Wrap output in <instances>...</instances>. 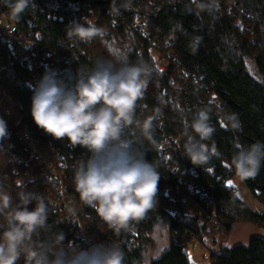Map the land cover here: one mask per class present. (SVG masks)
I'll return each mask as SVG.
<instances>
[{"label":"trees","instance_id":"obj_1","mask_svg":"<svg viewBox=\"0 0 264 264\" xmlns=\"http://www.w3.org/2000/svg\"><path fill=\"white\" fill-rule=\"evenodd\" d=\"M128 2L130 7L125 8V0H32L35 7L30 5L20 20L11 17L18 25L27 18L34 19V25L21 28L23 44L0 42V89L18 109L15 127L0 140V183L12 195L14 206L19 203L18 194L24 191L45 193L62 202L60 192L64 189L65 202L75 208L78 219L65 206L53 207L45 201L49 229L42 230L35 237L37 241L51 239L62 231L65 245L71 242L87 249L101 244L81 233L82 223L87 230H100L104 244H119L125 253L124 264H194L187 244L177 240L176 229L191 232L204 245L207 237L231 231L236 223L264 227V214L253 212L233 194L236 186L231 181L239 177L230 163L236 141L245 147L264 142V0ZM201 4L211 7L201 8ZM5 13L10 14V9L6 0H0V19ZM85 20H96L94 24L103 30V35L87 43L69 37L68 26ZM38 35L43 39L37 48L52 53L51 70H56L66 82L76 76L78 68L90 69L98 58L113 60L123 55L128 63H146L152 69L137 115L141 119L156 117L152 138L143 140V150L161 175L158 205L133 231H122L117 236L93 209L80 201L73 185V170L81 158L90 155L88 150L73 148L66 139H54L33 121V89L28 85L31 61L25 57V42ZM156 56L168 65L167 71H160ZM3 108L6 116L5 101ZM198 110H208L215 127L212 138L202 142L209 156L204 166L193 165L184 155L191 120ZM230 115L238 118L239 129L231 127ZM30 140L38 141L50 163L63 174L62 180L38 175L40 161L28 148ZM160 147L168 151L161 152ZM31 174L37 177L28 180ZM189 176L215 198L214 215L202 202L199 213H187L182 208L174 214L167 211L181 182ZM241 182L264 205V164L255 178ZM28 207L34 208L35 203ZM211 217L222 224L220 231L206 230ZM161 221H166L168 245L146 262V247ZM210 261L264 264V237H253L247 245L222 246L210 252ZM18 264H24L23 258Z\"/></svg>","mask_w":264,"mask_h":264},{"label":"clouds","instance_id":"obj_2","mask_svg":"<svg viewBox=\"0 0 264 264\" xmlns=\"http://www.w3.org/2000/svg\"><path fill=\"white\" fill-rule=\"evenodd\" d=\"M6 4L16 20L30 5L35 7L32 0H6ZM123 7H130L128 0ZM210 7L201 4V8ZM67 34L87 43L103 35V30L85 20L70 24ZM151 75L146 63H128L126 56L120 55L113 60L98 58L90 69L78 68L67 82L49 69L33 86L31 116L35 125L54 139H66L73 148L88 150L90 155L74 167V189L80 201L117 236L135 230L158 205L161 175L143 150V140L152 138L156 117L141 119L137 115ZM228 121L233 129L240 128L234 115ZM190 128L184 155L193 165L204 166L209 156L202 142L215 133L209 111L198 110ZM7 134L6 122L0 119V140ZM234 148L230 163L235 175L242 181L255 178L264 164V142L245 147L236 141ZM18 197L14 206L12 195L0 183V217L4 221L0 223V264H18L21 258L24 264H124L125 253L115 242L82 249L71 242L65 245L62 231L37 241L35 237L49 229V208L37 193L24 191ZM33 202L35 207L29 209ZM69 212L75 216L73 209Z\"/></svg>","mask_w":264,"mask_h":264},{"label":"built area","instance_id":"obj_3","mask_svg":"<svg viewBox=\"0 0 264 264\" xmlns=\"http://www.w3.org/2000/svg\"><path fill=\"white\" fill-rule=\"evenodd\" d=\"M93 23H96V21H93ZM33 25H34V19L27 18L25 21L21 23V25H18L13 21L9 13H5L0 19V42H6L10 45L23 44L24 39L21 35L22 33L21 28L26 29L33 27ZM42 39L43 36L38 35L37 39L29 38L25 42V47H26L25 57L31 61V73L28 77V85L32 89L33 86L36 85L37 82L43 77V71H47L51 69L54 64L53 56L50 51H44L37 48L38 41H41ZM156 60L161 72L168 70V65H166L163 61H161V59L158 56H156ZM175 145L178 147L179 142H177ZM28 148L32 151V153H34L38 157L41 163L40 170L41 169L43 170L42 173H48L47 174L48 176L57 177L58 179L62 180L63 177L57 174L56 169H54V171H51L50 169L51 167H50L48 169L50 172L44 171L45 165L47 167L48 165L52 167L54 166L50 163L48 155L44 153L45 150L42 147H40L38 141L30 140ZM159 149L161 152L168 151V148H164V147H160ZM232 191L234 195L236 196L240 195V190L237 187H234ZM60 193L63 198L62 202H58L54 200L52 197H50L45 193H41L40 195L44 198V201H46L49 205L53 207L65 206L67 209L70 208L73 209L75 212V217L78 219V212L75 210V208L68 205L65 202L63 188ZM201 202L206 203L208 205V208L209 205L213 206L214 208L210 212L212 215L215 214V198L213 197V195L204 192L201 186L195 183L194 178L192 176H189L186 177L181 182L178 193L172 199L171 204L167 208V211L170 214H174L179 208H182L185 211V209L190 207L193 203L199 204ZM79 226H80V231L84 236H88L93 240L98 241L101 244L103 243L102 241L103 233H101L100 230H98L96 227H94L90 231L87 230L85 228V225H83L82 223H80ZM205 228L207 231H220L222 229V224L214 217H211L206 222ZM174 233L177 237V240L187 245L195 239L191 232L180 228L176 229Z\"/></svg>","mask_w":264,"mask_h":264},{"label":"rangeland","instance_id":"obj_4","mask_svg":"<svg viewBox=\"0 0 264 264\" xmlns=\"http://www.w3.org/2000/svg\"><path fill=\"white\" fill-rule=\"evenodd\" d=\"M3 99L5 101V107L8 110L6 116L2 114L4 110ZM0 119H3L6 122L7 132H10L15 127L18 121V109L13 105L12 98L1 89H0ZM36 158L38 159L37 156ZM49 168L51 169V171H54V169H56V167H52L49 165L47 167L45 165L44 171L50 172L48 170ZM42 172L43 170L38 175L48 176L47 175L48 173H42ZM57 174L63 177V174H60L58 171ZM36 177L37 175L31 174L29 175L28 180H33ZM233 182L238 184L237 187L240 190L239 198L241 199V201L253 212L257 214H264V205L254 197L252 192L245 186V184H243L239 178L233 179L232 183ZM60 184L63 185V182L61 181ZM213 208H214L213 206L209 205L208 209L212 211ZM185 211L187 213H199L202 210L199 204L193 203L190 207L185 209ZM253 237H264V227H260L258 225H254L248 222L236 223L231 231L224 230L216 233L213 236L207 237L204 245L200 244L197 240L194 239L192 242H190L187 245V251L191 261L194 264H211L210 261L211 251L214 250L216 251L222 246L231 247L234 245H247ZM167 245H168V231H167L166 221H161L158 224L156 230L154 231L151 241L146 247V252H145L146 262H148L153 257L160 254V252Z\"/></svg>","mask_w":264,"mask_h":264},{"label":"crops","instance_id":"obj_5","mask_svg":"<svg viewBox=\"0 0 264 264\" xmlns=\"http://www.w3.org/2000/svg\"><path fill=\"white\" fill-rule=\"evenodd\" d=\"M231 184L234 185V186H236V187H237V185H238V184L235 183V182L232 183V181H231ZM237 188H238V187H237Z\"/></svg>","mask_w":264,"mask_h":264}]
</instances>
